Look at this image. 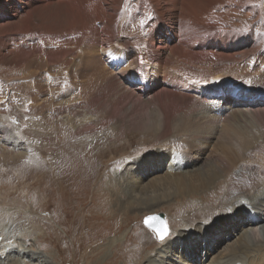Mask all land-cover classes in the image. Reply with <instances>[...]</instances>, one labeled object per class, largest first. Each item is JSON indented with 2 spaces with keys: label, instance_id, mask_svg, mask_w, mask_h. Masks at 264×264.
I'll return each instance as SVG.
<instances>
[{
  "label": "rangeland",
  "instance_id": "rangeland-1",
  "mask_svg": "<svg viewBox=\"0 0 264 264\" xmlns=\"http://www.w3.org/2000/svg\"><path fill=\"white\" fill-rule=\"evenodd\" d=\"M223 2L224 0H182L183 30L189 34V27H193L194 35L216 32L217 39L251 37L248 35L249 29L252 33L260 32V27L257 29L253 26L255 21L259 26L258 20L264 19V0H250L249 6L252 10L226 15L221 12ZM55 3L57 4H45L46 8L41 17L34 15L31 19L25 20L27 9L23 12L14 6L8 17L0 19V25L9 22L18 23L22 28L28 27L23 33L26 39L22 33L13 34L9 30L0 32V124L6 127V132L9 130L19 136L29 148V153L20 151L21 155L16 157L14 156L16 152H13L11 157L6 158L9 161H6L7 165L0 164L3 170L0 168V253L5 254L8 248L12 247L14 250L10 252L20 254V257L8 256L7 259L0 255V262L107 264L108 260L114 259L112 262L115 264H153L152 258L159 254L164 256V246L172 239L176 242L179 253H173V257L168 259L170 262L164 264H193L195 255L184 252L185 258L181 256L182 248H189V245L181 243L183 240L176 234L171 237L170 234L189 236L187 230L192 229H186L190 227L189 224L185 228L184 226L195 222L198 225L215 223L213 231L218 232L220 229L221 232L225 231L220 235L221 245L212 255L214 256L212 259H215L212 263L231 264L225 255L240 240L242 234L251 228L243 226L240 234L236 232L230 235L226 222L218 223L224 220L220 217L225 213V205H232L235 201L233 197H229V200L226 197L229 180L225 178L206 186L201 190L203 192L198 191L188 197L176 196L171 198L169 204L163 202L152 209H136L126 213V216L123 214L124 210L117 203L126 204L124 198L127 191L130 192L124 187L126 176L141 171L140 165H137L139 163L133 160L143 157L145 167L147 159L155 161L161 159L159 153L154 154L158 149L159 152L163 151L159 148L158 139L166 150L171 148L163 133L155 132L163 129L154 132L146 130L145 126L149 123L148 115L144 113L147 111L142 106L135 107L137 109L133 115L127 114L122 117L123 111L133 106L134 102L131 99L127 98L125 106L112 113L103 110L105 105L115 103V98L121 96L119 93L116 96L108 94L107 89L109 86L112 87L114 82L102 85L104 89L98 91V97L88 95L81 100L77 98L78 93L71 89L73 72L78 70L73 58L75 55L84 54L83 39L93 32L92 24L97 14L91 0H55ZM188 3L199 9L184 11ZM233 4L227 8L235 9L236 6ZM261 11L263 15L260 14ZM127 13L123 24L126 30H129L131 23L135 22L137 9L129 8ZM165 33L164 29L162 37ZM256 34L261 36L259 33ZM135 35L134 29L128 34L131 38ZM9 37H14V41H10L12 46H9ZM22 38L23 42L17 40ZM31 40L33 43H30ZM110 48L111 45L107 51ZM19 50L22 52H18ZM24 58H27L29 63L22 69L24 65L21 62L24 64ZM242 61L246 64L254 60L248 57ZM19 64L22 65L21 68L19 71L15 70ZM121 77L117 76L120 79ZM116 81L119 82L117 79ZM34 82L37 83L35 87L41 86L40 91L32 87ZM56 90L60 92H57L59 96L52 95ZM49 91L51 95H44ZM224 95L229 96V99L231 97L229 92ZM46 99L53 102V105H50L55 106L54 109L46 108L48 105V102L44 101ZM43 101L47 104L45 105ZM88 105L93 108H87ZM35 113L40 116L36 117ZM259 118L264 119L261 116ZM149 127H152V122L149 123ZM251 131L259 135V140L264 141V136H261L264 129L258 127ZM13 134L10 137H14ZM211 144H207V148L209 147L207 154L198 163L200 167L193 169L195 172L201 165L219 166V158L222 162L227 161L222 157L224 155H216L217 146L213 150ZM257 153L252 159H249L251 153L240 157L239 159L244 162L247 158V162L241 163L239 167H264V154ZM198 157L196 151L185 154V159L190 165H193ZM168 164L165 163V167L160 171L161 175L166 173ZM194 171L189 174L195 173ZM150 177L140 185L136 184L137 188L132 189L134 196L140 195L141 185L152 180ZM121 189L123 193L120 192ZM147 195L149 198H160V193L149 192ZM250 202L254 205L255 197H251ZM240 204L244 205V202ZM228 209L226 215L230 213ZM155 214L164 215L168 228L169 237L162 241H158L155 234L142 223L144 217ZM247 219L249 221L251 218L248 216ZM260 224L257 231L263 232L262 236L264 220ZM183 228L185 231L181 230ZM193 232L194 230L191 233ZM165 240L167 241L163 244ZM197 246L199 252L196 256H199L202 264L208 257L205 239L201 238ZM19 247L29 252L24 253ZM95 248L99 250L96 251ZM179 257L181 260L178 261ZM173 259L175 261H172ZM211 260L205 261V264ZM235 260L243 259L238 257Z\"/></svg>",
  "mask_w": 264,
  "mask_h": 264
},
{
  "label": "bare ground",
  "instance_id": "bare-ground-1",
  "mask_svg": "<svg viewBox=\"0 0 264 264\" xmlns=\"http://www.w3.org/2000/svg\"><path fill=\"white\" fill-rule=\"evenodd\" d=\"M91 2L94 4L92 6L97 16L92 24L93 32L83 39L84 54L75 55L73 58L78 70H73L71 89L76 90L79 100L84 96L87 98L88 95L95 98L99 95L98 91L104 89L102 85L114 82L112 87L107 85L110 89H107L108 94L116 96L119 93L121 96L115 98V103L105 105L103 110L112 113L125 106L127 98L131 99L134 102L133 106L126 108L122 117L127 114L133 115L137 109L135 107L142 106L147 111L144 113L148 115V122H152V127H149V123L148 126H145L146 130L154 132L163 129L155 132H162L171 148L166 150L158 139L159 148L163 151L159 152L158 149L154 151V154L159 153L162 156L161 159L157 161L147 159L145 167L143 166V157L133 160V162L139 163L137 165H140L141 171L136 174H127L124 187H127L131 193L127 189L126 198H124L126 204L123 202L120 203L121 205L119 203L117 205L121 206L124 210L123 214L126 216V213H131L136 209H152V207L162 205L163 202L169 204L171 198L176 196L188 197L198 191L203 192L201 190L206 186H211L216 181L225 178L229 180V185H227L229 190L226 193L228 196L226 197L228 200L229 197H233L235 204L225 205V213L220 217L225 221L220 220L218 223L226 222L230 235L239 232L243 226L251 228L242 234L240 240L228 250L225 256L229 258L231 264H264V235L261 236L263 232L257 231L260 223L264 220V167H239L241 163L247 162V158L244 162L239 159L240 157L251 153L249 159H252L255 155L257 156V152L264 154V141L259 140V135L251 131L258 127L264 129V119L259 118L260 116L264 117V47L262 48L264 45V19L258 20L259 26L256 21L253 26L254 28L260 27V32L252 33L248 28L250 34H247L252 38L223 37L217 39L216 32L194 35L193 27H189V34L183 30L181 26L182 0H91ZM48 3L57 4L55 0H0V19L8 17L14 6H17L19 11L27 9L25 20L31 19L34 15L41 17L46 8L44 5ZM231 3L236 6L233 10L227 8ZM249 5L250 0H224L221 12L225 15L238 14L241 11L252 10ZM129 8L131 10L136 8L137 14L134 17L135 22L131 23L129 30H126L123 21ZM197 9L199 8L188 3L184 11ZM257 11L254 10V12ZM260 14L263 15V12L261 11ZM27 29L28 27L22 28L18 23L8 22L0 25V32L9 30L13 34H23ZM133 29L136 31V35L131 38L128 34ZM164 29L166 33L162 37ZM23 37L26 39L25 34ZM13 38L9 37V46H12L10 41H14ZM24 39L17 40L23 42ZM174 40L177 43H173ZM30 43L33 41L31 40ZM109 45L111 48L107 51ZM18 52H22V50ZM248 57L253 58L254 61L244 64L242 60ZM24 61V64L21 62L24 65L22 69L29 63L27 58H24ZM22 65L19 64L15 70L19 71ZM119 75L122 76L121 79L117 78ZM139 82H143L145 86ZM223 82L228 84L226 87H230L226 90L231 93L230 99L227 95L219 96L210 90V87L221 85ZM35 83H31L32 87L40 91L41 86L38 84L39 87H35ZM78 87H81V90ZM113 90L115 91L112 92ZM57 92L58 90L52 95L59 96L60 92ZM49 94L51 95V91L44 95ZM141 99H148V101L145 102ZM52 103L51 101L48 102V105L45 103L46 108L54 109L55 106L51 107ZM87 108L93 107L88 105ZM35 115L36 117L40 116L37 113ZM245 123L246 125H244ZM12 134L9 130L6 132V127L0 124V142L3 143V145L0 143L1 165H7L9 161L6 158L13 152H16L14 155L16 157L21 155V152L29 153V148L23 140L15 134H13L14 137H10ZM261 136L263 137L264 133ZM208 143H212L213 150L217 146L218 154L216 155H224L222 157L227 161L222 162V159L219 158V166L201 165V168L195 172L194 170L200 167L198 163L207 154ZM258 146L262 149H259ZM190 151H196L199 156L193 165H190L185 159V154H189ZM165 163L169 164L165 170L166 173L161 175L160 171L165 167ZM221 164L222 167H220ZM5 169L7 170V168ZM191 171L195 173L189 174ZM155 173L157 175H154ZM159 175L160 177H157ZM149 177L152 180L149 179L148 183L141 185L140 195L134 196L132 189L137 188L136 184L140 185ZM124 187L122 186L123 189H125ZM123 189L120 190L121 193H123ZM149 192L160 193V198H149L147 195ZM140 196L142 198H139ZM226 197L224 196V198ZM251 197L256 199L254 205L249 203ZM243 202L244 205L240 204ZM232 206L234 207L230 208ZM227 208L230 213L226 215ZM248 216L251 218L249 221ZM188 224L190 227L186 229L194 230L193 234L192 231L187 230L189 236L171 233L170 237L176 234L180 240H183L181 243L185 242L189 245V248H182L181 256L183 257L184 252L195 255L193 264L201 263L199 256H196L199 252L197 244L201 238L205 239L208 255L202 263L205 264V261L214 257L213 253L217 252L221 245L220 235L225 231L221 232V229L218 232L213 231L215 223L211 225L199 223L198 225V223L191 222L187 223L184 228ZM184 228L181 230L185 231ZM174 242L170 239L165 244L164 256L159 254V256L153 257V264L170 262L168 259L173 257V253H179L177 252L178 246ZM182 246L185 245L182 244ZM228 247L230 246L228 245ZM19 248L24 253L29 252L22 247ZM13 250L12 247L8 248L7 253L2 252L0 255L6 259L8 256L20 257L19 253L10 252ZM94 250L98 251L99 248ZM238 257H242V262L235 260ZM112 261L114 259L108 260L107 264H115ZM214 261L215 259H212L208 264H213ZM3 263L0 262V264Z\"/></svg>",
  "mask_w": 264,
  "mask_h": 264
},
{
  "label": "water",
  "instance_id": "water-1",
  "mask_svg": "<svg viewBox=\"0 0 264 264\" xmlns=\"http://www.w3.org/2000/svg\"><path fill=\"white\" fill-rule=\"evenodd\" d=\"M148 217H154L155 219H152L151 221L148 222V224H146L145 221ZM142 223L147 229L151 230L156 235L158 241H162L167 237L168 231H167V227L165 224V217L163 214H155V215L146 216L144 217ZM165 230H166V233H165ZM161 234L164 235L163 239H160Z\"/></svg>",
  "mask_w": 264,
  "mask_h": 264
},
{
  "label": "snow or ice",
  "instance_id": "snow-or-ice-1",
  "mask_svg": "<svg viewBox=\"0 0 264 264\" xmlns=\"http://www.w3.org/2000/svg\"><path fill=\"white\" fill-rule=\"evenodd\" d=\"M152 219H155V218H154V217H148V218L146 219L145 223L148 224V222L151 221ZM149 226H150V225H149ZM165 233H166V230H165ZM163 238H164V235L161 234V235H160V239H163Z\"/></svg>",
  "mask_w": 264,
  "mask_h": 264
}]
</instances>
